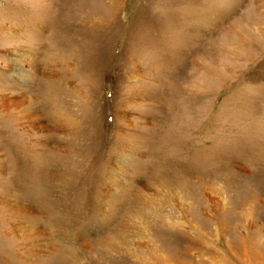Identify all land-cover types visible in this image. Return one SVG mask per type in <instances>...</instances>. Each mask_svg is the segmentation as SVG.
I'll use <instances>...</instances> for the list:
<instances>
[{
	"label": "rangeland",
	"instance_id": "rangeland-1",
	"mask_svg": "<svg viewBox=\"0 0 264 264\" xmlns=\"http://www.w3.org/2000/svg\"><path fill=\"white\" fill-rule=\"evenodd\" d=\"M262 188L264 0H0V264H264Z\"/></svg>",
	"mask_w": 264,
	"mask_h": 264
},
{
	"label": "bare ground",
	"instance_id": "bare-ground-1",
	"mask_svg": "<svg viewBox=\"0 0 264 264\" xmlns=\"http://www.w3.org/2000/svg\"><path fill=\"white\" fill-rule=\"evenodd\" d=\"M14 54V53H13ZM21 72H22V70L20 69V67H17V66H12V74L13 75H17V76H19V75H21ZM24 103V102H23ZM33 110V108H31V107H24V115H25V117H27V118H30V117H33L34 116V112L32 111ZM65 174V173H64ZM63 175V174H62ZM68 175V174H67ZM56 176V175H55ZM58 177V176H57ZM116 180V179H115ZM251 184V183H250ZM249 184V185H250ZM243 185V184H242ZM259 186V185H258ZM261 186H263V185H261ZM262 189H264V188H262ZM256 193V192H255ZM257 194H259V193H257ZM255 199H256V202H258V203H260V204H262V205H264V190L259 194V195H256V194H253L251 197H250V199H242L241 200V198H240V202H239V204H238V206L242 209V211H243V213L244 212H246L245 210H247V213L248 212H252L253 211V206H254V204H252L254 201H255ZM259 207V206H258ZM241 213V212H240ZM247 213H245V215L243 216V219L244 218H246V214ZM248 218H249V216H248ZM250 219V218H249ZM263 223H264V217H263ZM243 224V223H242ZM202 240H204V239H202ZM201 239H200V241H202ZM245 246H246V244H245ZM247 247L245 248L244 247V251L243 252H247ZM151 254H155V252H156V249L155 248H153V249H151ZM158 254H155V256H157Z\"/></svg>",
	"mask_w": 264,
	"mask_h": 264
}]
</instances>
